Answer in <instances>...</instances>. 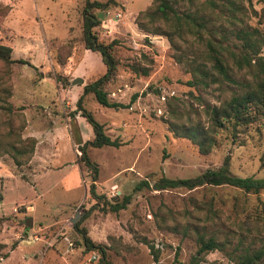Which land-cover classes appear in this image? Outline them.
<instances>
[{
  "label": "rangeland",
  "instance_id": "rangeland-1",
  "mask_svg": "<svg viewBox=\"0 0 264 264\" xmlns=\"http://www.w3.org/2000/svg\"><path fill=\"white\" fill-rule=\"evenodd\" d=\"M116 1L95 10L101 19L95 30L106 42L117 40L113 48L119 64L106 90L111 100L122 104L101 105L92 92L84 94L82 104L121 143L87 145L98 165L93 180L92 171L76 162L79 144L94 136L76 102L84 85L104 72L105 63L99 50L85 48L80 39L84 0H0V7L10 6L0 20V42L12 47L14 59L7 69L0 61V79L6 80L0 82V91L3 86L9 89L6 98L13 104L16 133L36 138L33 153L21 164L8 154L0 155V241L9 250L0 264H98L99 251L85 249L73 226L83 216L80 225L92 239L105 243L112 264H151L150 243L159 248L165 263L172 262L176 251L186 261L196 249L193 227L201 229L206 223L207 205L201 201L209 193L181 186L157 188L155 181L162 175L192 176L217 167L227 153L234 173L264 176V132L251 129L240 137L243 142L223 140L204 153L170 129V122L180 128L185 116H194L200 108L195 97L199 90L189 84L191 72L179 58L191 45L177 37L175 49L165 35L138 27L135 16L151 0ZM184 4L185 0L178 6ZM263 4L264 0H252L258 11ZM242 22L264 31V23L249 6ZM67 40L73 44L70 55L59 62L57 48ZM74 77L83 82L73 83ZM203 94L216 101L229 91ZM6 121L0 112L2 131ZM144 178L149 185L136 187ZM92 189L106 199L130 194V200L126 207L110 210L103 199L96 203ZM232 190L216 187L214 205H221ZM260 194L264 199V190ZM218 213L217 224L230 227L229 210ZM29 216L31 225L26 224ZM235 241L234 234L232 244L209 251L206 261L234 264L229 251Z\"/></svg>",
  "mask_w": 264,
  "mask_h": 264
},
{
  "label": "trees",
  "instance_id": "trees-1",
  "mask_svg": "<svg viewBox=\"0 0 264 264\" xmlns=\"http://www.w3.org/2000/svg\"><path fill=\"white\" fill-rule=\"evenodd\" d=\"M181 1L183 0H151L135 16L139 28L165 35L175 49L179 46L176 43L177 37L191 45L190 52L181 51L180 55L183 57L179 58L191 72L189 84L199 90L195 97L200 108L194 110V116L186 115L180 128L170 122V129L178 135L188 137L204 153L223 140L243 142L240 137L249 134L251 129L264 132V31L259 26L247 28L242 22L249 6L258 21L264 23V4L258 11L253 7L252 0H185L183 8L178 6ZM116 3V0H84L81 10L80 39L85 48L99 50L105 63L104 72L84 85V91L76 102L77 110L91 122L94 132L93 138L79 144L80 155L76 162L80 165L83 163L92 171L93 180L97 177L98 165L90 158L87 145L121 143L117 136L107 134L104 124L98 122L82 104L83 96L88 92H92L101 105L117 107L122 104L111 100L106 90V85L116 76L119 64L113 48L117 40L113 38L106 42L99 38L95 30L101 22L95 10L106 9ZM9 8L8 4L0 7V20H3ZM72 46L71 40L60 44L56 54L59 62H65ZM11 50L9 44L0 42V61L6 69L14 60ZM18 60L26 62L24 59ZM132 67L139 70L134 64ZM140 70L148 72L145 67ZM0 82H6L4 76H1ZM212 89L219 92L228 90L229 94L211 101L203 93ZM9 94L8 87L3 86L0 91V112H3L7 126L5 131L0 129V155L8 154L16 164H21L33 153L36 138H22L16 133L13 104L6 98ZM203 117L204 122L201 120ZM142 184L149 185V182L144 178L136 187H141ZM155 184L157 188L181 186L205 190L204 195L209 193L201 201L207 205L206 223H201V229L193 227L196 236L194 253L185 261L178 258L176 251L170 264H225L216 259L207 262L205 255L215 249L225 250L227 245L232 244L234 234L236 241L229 251L233 263L264 264V199L260 194L264 190V176L234 173L230 168V154L227 153L217 167H208L192 176L162 175ZM220 186H230L232 194L225 200L221 199V205H214L215 188ZM92 194L96 203L103 199V204L114 211L126 207L130 200V194L115 199H106L93 189ZM224 209L232 214V222L228 228L218 225L216 220L218 212ZM83 217L76 220L73 226L79 232L84 248L99 251L98 264H112L105 243L92 239L86 227L80 225ZM2 218L0 216V220ZM184 228L188 230L190 225L186 224ZM14 245L15 243L12 247ZM5 246L0 241V257L9 254ZM149 246L153 256L151 264H167L160 260L159 248L154 247L153 243Z\"/></svg>",
  "mask_w": 264,
  "mask_h": 264
},
{
  "label": "water",
  "instance_id": "water-1",
  "mask_svg": "<svg viewBox=\"0 0 264 264\" xmlns=\"http://www.w3.org/2000/svg\"><path fill=\"white\" fill-rule=\"evenodd\" d=\"M72 82L75 83V82H83V78L82 77H74L72 79ZM26 224L28 225H31L32 224V221H31V217L29 216L28 218H26Z\"/></svg>",
  "mask_w": 264,
  "mask_h": 264
}]
</instances>
